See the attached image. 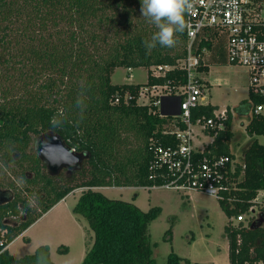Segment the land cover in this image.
Masks as SVG:
<instances>
[{"label": "trees", "instance_id": "trees-1", "mask_svg": "<svg viewBox=\"0 0 264 264\" xmlns=\"http://www.w3.org/2000/svg\"><path fill=\"white\" fill-rule=\"evenodd\" d=\"M156 31L141 16L140 0H0V158L7 167L22 168L27 162L30 173L22 174L26 189L40 186L35 190L40 207L36 214L19 197L0 199L4 246L68 194L85 189L72 208L93 233L81 264H156L148 228L161 209L141 211L95 190L150 188L168 181L158 177L165 171L151 169V165L156 159L155 144L173 142L162 135L171 119L160 118L153 104H138V91L144 86L173 88L184 83L179 70L154 77L149 69L175 65L185 57V32L176 34L174 47L157 45L148 53L143 42ZM211 64L227 63L219 55L200 70L207 73ZM117 68H145L147 81L113 85L111 75ZM240 103L236 110L247 117L246 133L264 136V114L253 113L256 105L264 104V96L248 94V100ZM216 109L200 106L192 112L191 121L210 118ZM48 131L89 156L77 171L50 177L36 152H28L33 139ZM207 133L213 140L194 152L195 161L223 156L234 162L226 181L234 187L222 192L218 203L228 219L246 215L264 191V145L252 140L242 150L240 163L235 162L230 151V114L222 130ZM5 195L9 191L0 190V196ZM258 208L257 218L224 227L229 264H264V206ZM8 217H19V221L10 223ZM170 234L171 228L165 236ZM182 261L170 252L165 264ZM0 264L54 263L48 246L20 258L0 246Z\"/></svg>", "mask_w": 264, "mask_h": 264}, {"label": "built area", "instance_id": "built-area-1", "mask_svg": "<svg viewBox=\"0 0 264 264\" xmlns=\"http://www.w3.org/2000/svg\"><path fill=\"white\" fill-rule=\"evenodd\" d=\"M185 22V57L175 65L149 69L154 77L179 70L184 75V83L173 88L144 86L138 91V104H153L160 118L171 119V129L164 128L162 135L171 137L173 142L155 144L156 159L151 165V169L165 171L158 177L168 181L148 189L197 191L222 200L221 193L234 187L232 181L226 182L234 162L223 156L195 161L194 142L201 134L222 130L231 111L214 110L210 118L202 116L191 121L194 110L209 105L205 97L208 87L200 68L207 66L208 59L223 56L227 64L245 70L248 94L264 96V0H193L191 10L185 13ZM253 113L264 114V104L256 105ZM259 193L254 200L257 204ZM249 212L255 214L254 206ZM233 219L237 224L245 222L244 214ZM4 234L1 231L0 237ZM3 244L1 239L0 246L6 249Z\"/></svg>", "mask_w": 264, "mask_h": 264}, {"label": "rangeland", "instance_id": "rangeland-1", "mask_svg": "<svg viewBox=\"0 0 264 264\" xmlns=\"http://www.w3.org/2000/svg\"><path fill=\"white\" fill-rule=\"evenodd\" d=\"M147 75L148 72L145 68L129 70L117 68L111 75V83L113 85L145 84ZM203 79L208 83V90L205 92L206 102L219 108L218 111L224 109L232 111L230 113L231 130L233 132L231 150L234 153L235 160L240 162L241 150L252 140L257 139L260 144L264 145V136L250 137L246 133L247 117L236 110L241 101L248 100V75L239 66L211 64L208 66V72L204 74ZM163 128L166 130L171 129L170 121ZM36 139H33L28 152L35 151ZM210 141L211 138L205 135L201 140L196 139L194 144L199 149H203ZM65 172L67 171L62 170L59 175H64ZM23 173H30L27 162H24L22 168L18 165L7 167L0 158V190H8L10 195H7V197H11V199L19 197L33 211L35 210L33 214H36L39 212L40 207L36 205L38 194L35 190L40 186H36L32 190L26 189V184L22 180ZM84 190L76 189L75 193L69 195L60 211V215L63 213V215L70 214V216L77 219L79 224L76 231L67 234L65 239L62 240L58 237L57 232H54L53 229L50 230L54 215L40 218L39 224L29 232V235H25L31 238V242L27 243L25 239H20L10 248L15 257L31 255L35 252L34 244L45 242L52 250L51 261L53 263L81 264V248L84 245L87 246L88 241L92 243L93 233L83 217L72 213V208ZM95 190L109 199L132 203L141 211L146 212L153 207L161 209L160 215L151 222L148 228L152 256L156 264H165L167 255L170 252H174L182 258V264H229L228 242L224 227L227 225L236 226L237 223L233 218L228 219L225 216L218 200L213 196L197 191L181 192L165 188L104 187ZM257 201L258 204L264 202V191L259 193ZM258 204L254 206V215L250 212L244 215L245 224L251 216L258 217V207L264 206ZM22 215H19V217ZM19 217L17 219L8 217L7 221L13 223L19 221ZM169 228H171V234L165 236V232ZM88 233L92 239L90 240L87 237V242L86 240L82 242L81 235L85 234L86 236ZM168 238H171L170 242L166 241ZM62 245L67 248L65 252L57 250ZM186 260L188 263H185Z\"/></svg>", "mask_w": 264, "mask_h": 264}, {"label": "clouds", "instance_id": "clouds-1", "mask_svg": "<svg viewBox=\"0 0 264 264\" xmlns=\"http://www.w3.org/2000/svg\"><path fill=\"white\" fill-rule=\"evenodd\" d=\"M141 16L153 24L157 31L144 46L148 53L160 45L172 48L176 45V34L186 27L185 13L192 8L193 0H140Z\"/></svg>", "mask_w": 264, "mask_h": 264}, {"label": "water", "instance_id": "water-1", "mask_svg": "<svg viewBox=\"0 0 264 264\" xmlns=\"http://www.w3.org/2000/svg\"><path fill=\"white\" fill-rule=\"evenodd\" d=\"M35 152L45 164L50 177H56L62 170L77 171L89 156L68 147L55 132L48 131L36 139Z\"/></svg>", "mask_w": 264, "mask_h": 264}, {"label": "crops", "instance_id": "crops-1", "mask_svg": "<svg viewBox=\"0 0 264 264\" xmlns=\"http://www.w3.org/2000/svg\"><path fill=\"white\" fill-rule=\"evenodd\" d=\"M211 59V58H210ZM210 59H208V61L207 62H209L210 61ZM201 77H202V79H203V76H204V74H206V72L204 71V70H201ZM204 80V79H203ZM205 81V80H204ZM206 82V81H205ZM207 83V82H206ZM207 85H208V83H207ZM240 104V103H239ZM209 105H211V104H209ZM211 106H213V105H211ZM214 107H216V106H214ZM217 108V107H216ZM216 110H219V108H217ZM228 111L230 112L231 110H229L228 109ZM232 112V111H231ZM230 114V113H229ZM233 114V113H232ZM230 116H231V114H230ZM231 127H232V120H231ZM232 131V130H231ZM205 135L206 136H208V133L206 132L205 133ZM204 135V136H205ZM203 137V135L201 134V136L200 137H198L199 138V140H201V138ZM208 137H210V136H208ZM197 138V139H198ZM211 138V141L209 142V143H211L212 142V140H213V137H210ZM231 141H232V139H231ZM208 143V144H209ZM205 143L203 142V145H204ZM208 144H206V145H208ZM205 145V146H206ZM195 146V148L197 149V150H202V149H199L198 148V146H196V145H194ZM204 146V147H205ZM204 147H203V149H204ZM243 150V149H242ZM242 150H241V152H242ZM230 151H231V153L234 155V153L232 152V150H231V143H230ZM241 152H240V158H241ZM235 162H237L236 160H235ZM238 163H240V162H238ZM99 189V188H98ZM263 192V191H262ZM72 193H75V191H73ZM72 193H70V194H68L66 197H64L61 201H59L55 206H53L49 211H47L44 215H42L40 218L42 219L43 217H45V216H48V215H51V214H53L54 215V221L52 222V224H51V227H50V230L51 229H53V231L54 232H57V234H58V237L60 238V239H65V237H66V235L67 234H70V233H73L74 231H76L77 230V226H78V224H79V222L77 221V219L74 217V216H70V214H65V215H60L61 213H60V211L62 210V207H63V205H64V203L66 202V199H67V197L69 196V195H71ZM65 216V217H64ZM40 218L35 222V223H33L30 227H28L24 232H22L18 237H16L9 245H7V247H6V250L14 257V258H17V257H15V255L10 251V248L18 241V240H20V239H25L26 241H27V243H30L31 242V238L30 237H26L25 235H29V232L32 230V229H34L38 224H39V220H40ZM69 221V222H68ZM49 232V231H48ZM26 237V238H25ZM87 237L91 240L92 238L90 237V235H89V233L85 236V234H83V235H81V240H82V242L83 241H85L86 239H87ZM45 239L47 238V236L46 237H44ZM86 242H87V240H86ZM89 242V241H88ZM89 244H90V242H89ZM36 246V247H35ZM39 246H47L46 244H45V242H40V243H36V244H34V249L36 250ZM48 247H49V256H50V260H52V250L50 249V246L48 245ZM87 247L88 246H86V245H84V247L83 248H81V252H80V260H83V258H84V256H85V253H86V250H87ZM58 248H61V250H64V248H66L65 246H60V247H58ZM58 248H57V250H58ZM67 249V248H66ZM65 252V251H64ZM20 258V257H19ZM82 262V261H81ZM55 264H57L56 262H54Z\"/></svg>", "mask_w": 264, "mask_h": 264}, {"label": "flooded vegetation", "instance_id": "flooded-vegetation-1", "mask_svg": "<svg viewBox=\"0 0 264 264\" xmlns=\"http://www.w3.org/2000/svg\"><path fill=\"white\" fill-rule=\"evenodd\" d=\"M2 195V194H1ZM6 197H2V196H0V199H6L7 198V195H5Z\"/></svg>", "mask_w": 264, "mask_h": 264}]
</instances>
